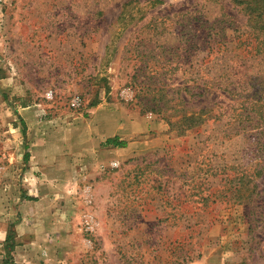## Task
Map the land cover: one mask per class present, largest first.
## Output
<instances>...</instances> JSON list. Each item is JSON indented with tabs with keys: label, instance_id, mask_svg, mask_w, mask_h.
<instances>
[{
	"label": "rangeland",
	"instance_id": "374dc122",
	"mask_svg": "<svg viewBox=\"0 0 264 264\" xmlns=\"http://www.w3.org/2000/svg\"><path fill=\"white\" fill-rule=\"evenodd\" d=\"M192 13L246 19L231 0H0V264H264V162L237 102L170 124L203 55L161 28ZM115 123L136 132L102 148Z\"/></svg>",
	"mask_w": 264,
	"mask_h": 264
},
{
	"label": "trees",
	"instance_id": "16d2710c",
	"mask_svg": "<svg viewBox=\"0 0 264 264\" xmlns=\"http://www.w3.org/2000/svg\"><path fill=\"white\" fill-rule=\"evenodd\" d=\"M231 2L246 18L242 25L237 23L233 16H230L229 20L219 18L206 20L202 16L193 14L198 11L194 9L191 17L185 18V20L171 21L167 27L161 28L164 34L173 29V33L182 38L194 33L193 46L190 47H197V53L203 55L199 64L200 75L198 74L192 83L186 81L181 89L189 99L183 96V100L180 102L183 109L176 113L179 115L177 120L170 124L174 128L176 126L185 131L196 127L201 123V114L208 113L213 110V107L211 109L208 106L201 107L197 111L192 102L200 104L214 94H219L218 97L229 96L237 102L235 108L237 119L239 126L243 125L242 128L237 127L238 130L234 135H249L250 133L253 137L259 136L261 141L259 140L258 151L264 162V0H231ZM187 12H189L188 9ZM179 13H183V11ZM144 26H147L146 23L142 25V27ZM157 29L158 27L154 28V30ZM189 40L190 38L186 40V45ZM152 41L151 38H147L146 40L141 39L137 43L153 44L155 41ZM181 42L183 43L182 40H178V43H175L174 51L167 52L175 56L174 52L181 49V46L176 44H181ZM196 43L199 46H196ZM164 45L165 43L156 44L159 47ZM152 52L154 49H150V53ZM172 68L175 67L171 66L170 69ZM159 89L165 91L164 88ZM167 95L169 96L170 93ZM162 100H166L164 104L172 102L166 98ZM176 104L179 105V102ZM161 110L162 108L158 109L159 113ZM244 123H249V125H244ZM256 133L259 134L255 135ZM101 146L102 148H124L127 146V142L115 136L107 138ZM254 187L257 188V185ZM245 202L248 205L252 204L256 211V207L261 205V192L249 193ZM12 240L13 237L8 234L5 246L11 245L12 247Z\"/></svg>",
	"mask_w": 264,
	"mask_h": 264
},
{
	"label": "crops",
	"instance_id": "0c3cea01",
	"mask_svg": "<svg viewBox=\"0 0 264 264\" xmlns=\"http://www.w3.org/2000/svg\"><path fill=\"white\" fill-rule=\"evenodd\" d=\"M24 109H27V108H23V110ZM119 125L115 123V128L113 130V133H109V135L107 134L106 137L111 138V137L119 136V134H121L122 132H129L130 130H133V132H136L137 125H132V126H130L129 124H124L122 126H119Z\"/></svg>",
	"mask_w": 264,
	"mask_h": 264
}]
</instances>
